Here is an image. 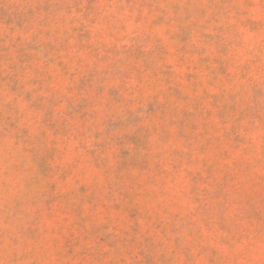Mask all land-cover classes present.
<instances>
[{"label":"rangeland","instance_id":"1","mask_svg":"<svg viewBox=\"0 0 264 264\" xmlns=\"http://www.w3.org/2000/svg\"><path fill=\"white\" fill-rule=\"evenodd\" d=\"M0 264H264V0H0Z\"/></svg>","mask_w":264,"mask_h":264}]
</instances>
